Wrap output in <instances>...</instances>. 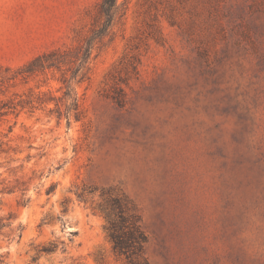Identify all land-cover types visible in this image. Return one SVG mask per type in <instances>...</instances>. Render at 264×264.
<instances>
[{
	"label": "rangeland",
	"instance_id": "374dc122",
	"mask_svg": "<svg viewBox=\"0 0 264 264\" xmlns=\"http://www.w3.org/2000/svg\"><path fill=\"white\" fill-rule=\"evenodd\" d=\"M0 0V264H126L105 200L140 216L148 264H264V0ZM54 241L52 253L40 248Z\"/></svg>",
	"mask_w": 264,
	"mask_h": 264
},
{
	"label": "trees",
	"instance_id": "16d2710c",
	"mask_svg": "<svg viewBox=\"0 0 264 264\" xmlns=\"http://www.w3.org/2000/svg\"><path fill=\"white\" fill-rule=\"evenodd\" d=\"M116 1L117 0H101L98 7V14L103 22L92 32L91 37L86 41L85 45L79 46L73 59V62L79 63V66L72 69L69 78L66 77V73H64L61 78L65 88L63 93L65 98H71V81L77 76L81 66L88 61L91 55L93 42L105 35L112 21V17L116 13ZM61 64H63V61L60 59V53L51 51L37 56L24 66V71L18 72L10 77L2 75L3 72H9V69L2 71L0 68V87L5 82L17 78L18 74H22L21 76L25 79L26 75L23 74H27L28 76L37 70L59 69ZM34 104L35 101L32 98L20 100L17 101V103L1 101L0 117L7 114L9 109L15 110L16 107L21 109H33L35 107ZM105 203L104 215L107 221L106 231L114 254L122 257L126 264H148L144 258V247L147 243V237L142 230L140 216L131 202L125 196L117 194L109 195ZM56 249L57 243L51 241L42 246L39 251L43 253H52Z\"/></svg>",
	"mask_w": 264,
	"mask_h": 264
}]
</instances>
